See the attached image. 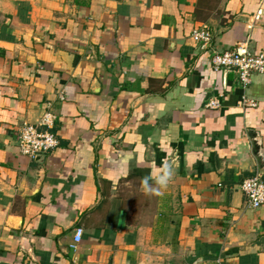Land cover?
I'll return each mask as SVG.
<instances>
[{
	"label": "crops",
	"instance_id": "1",
	"mask_svg": "<svg viewBox=\"0 0 264 264\" xmlns=\"http://www.w3.org/2000/svg\"><path fill=\"white\" fill-rule=\"evenodd\" d=\"M242 43L264 50V0H0V264H264L239 188L264 177V74L210 64ZM45 113L58 145L22 155Z\"/></svg>",
	"mask_w": 264,
	"mask_h": 264
},
{
	"label": "built area",
	"instance_id": "2",
	"mask_svg": "<svg viewBox=\"0 0 264 264\" xmlns=\"http://www.w3.org/2000/svg\"><path fill=\"white\" fill-rule=\"evenodd\" d=\"M191 38L194 42L208 44L211 35L205 26L192 30ZM211 68L214 71L220 69H232L237 73L238 80L243 88L251 82L253 74H264V50L250 51L244 43L235 48L214 52L211 56ZM249 106H254L252 100L243 99ZM218 99L209 100L207 106L219 107ZM53 116L45 113L35 124L27 123L17 129L15 139L19 153L27 157H34L39 153H48L58 145L56 136L50 131ZM248 207L258 208L264 204V177L253 174L244 178L240 185ZM82 228L75 227L73 240L78 243L81 239Z\"/></svg>",
	"mask_w": 264,
	"mask_h": 264
},
{
	"label": "clouds",
	"instance_id": "3",
	"mask_svg": "<svg viewBox=\"0 0 264 264\" xmlns=\"http://www.w3.org/2000/svg\"><path fill=\"white\" fill-rule=\"evenodd\" d=\"M173 175V170L168 163H162L155 173L141 178V186L145 193L161 195L162 189L166 188ZM152 183H149V181Z\"/></svg>",
	"mask_w": 264,
	"mask_h": 264
},
{
	"label": "water",
	"instance_id": "4",
	"mask_svg": "<svg viewBox=\"0 0 264 264\" xmlns=\"http://www.w3.org/2000/svg\"><path fill=\"white\" fill-rule=\"evenodd\" d=\"M247 134L253 143V149H254L255 153H257L260 156V158L262 159L259 168H260V171L263 172V170H264V150H263L262 145H261V138L258 135L257 131L252 130V129H249ZM214 159H215L216 167L219 168V166H221V163L223 162V159L217 157V155H215Z\"/></svg>",
	"mask_w": 264,
	"mask_h": 264
}]
</instances>
